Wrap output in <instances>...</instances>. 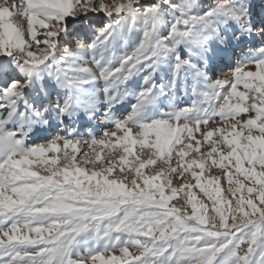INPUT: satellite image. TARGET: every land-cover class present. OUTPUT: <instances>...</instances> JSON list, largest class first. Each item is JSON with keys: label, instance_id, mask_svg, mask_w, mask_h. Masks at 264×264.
Segmentation results:
<instances>
[{"label": "snow or ice", "instance_id": "obj_1", "mask_svg": "<svg viewBox=\"0 0 264 264\" xmlns=\"http://www.w3.org/2000/svg\"><path fill=\"white\" fill-rule=\"evenodd\" d=\"M199 7L0 0V264H264V18Z\"/></svg>", "mask_w": 264, "mask_h": 264}, {"label": "rangeland", "instance_id": "obj_2", "mask_svg": "<svg viewBox=\"0 0 264 264\" xmlns=\"http://www.w3.org/2000/svg\"><path fill=\"white\" fill-rule=\"evenodd\" d=\"M106 2L110 3L111 0H106ZM195 2L200 6L198 11L203 12V11H206L209 6H211L213 0H195ZM250 2H251V0H250ZM256 7H257V10L259 12L260 19L257 18V20H254V21L258 22L259 20L264 18V0H258ZM89 17L90 18L88 21H78L75 25L76 28L80 29L82 36L90 37L91 36V29H90L89 25H98L99 23H101L102 21H104L106 19L103 16V14H99V15L89 14ZM139 36H140L139 32L134 34V39L136 40V43L139 42ZM259 45H260V41L258 39H256V40L250 41L248 43L242 44L239 47H236L235 44H233L231 47H229L227 49V51L219 53V55L216 56L212 61L211 71L209 73L210 77L212 79L223 77L224 73L226 71H228L230 67H234L238 63L237 57H243L244 53L248 51L249 47L256 48V47H259ZM241 48L244 50L243 52L241 51ZM121 50H123V46H122ZM127 50H129V51L131 50V45L127 46ZM226 52L229 53V56H226ZM246 70H253L254 71L255 69H254V67L250 66L249 69H246ZM143 74L144 73H141V75L139 77H136L134 80V83L137 86V90H138V86L142 83ZM221 74H222V76H221ZM154 80L157 83V85H159L162 82L166 83L167 82V75H165L163 80H162L161 74L158 73L154 76ZM242 89L243 88L241 86V88L239 90L243 91ZM133 102L134 101H132V100L126 101L125 106L130 107V103H133ZM188 102H189V99L187 97H184L183 94L181 93L178 103H180L181 106H183V104L188 103ZM101 109H103V105H101ZM118 114L123 115V114H126V112H120ZM101 115H102V111H101ZM79 126L82 130H84L86 127H90L93 130V132L97 135V138H99L100 134H102L104 128L106 127V125L100 120H97V121L92 122L91 124H88L87 121L84 119L81 120ZM55 132H56V130L52 129L48 133H42L40 136H37L35 138V142L41 143V142H43L44 136L50 137L51 135H54ZM85 137L87 138L86 132H85ZM28 143L29 144L33 143V140H29ZM135 150L136 149H134V151ZM89 151H91V150H89ZM97 151H101L102 157H104L105 153L108 150L107 149L102 150L100 147H97ZM160 166L161 165L158 163L157 165L152 167L151 171L153 173L155 171H158ZM35 170H39V169H35ZM225 184H227V183L225 182ZM225 184H222V186ZM224 189H225V186H224ZM194 191H197V194H199L198 190H194ZM199 195H201V194H199ZM173 203H175V201H173ZM206 204L208 205L209 208L212 207L211 202L208 201V202H206ZM225 207H227V205ZM188 210L190 212V208ZM210 214H213V213L210 212ZM116 254H119V253H116Z\"/></svg>", "mask_w": 264, "mask_h": 264}, {"label": "bare ground", "instance_id": "obj_3", "mask_svg": "<svg viewBox=\"0 0 264 264\" xmlns=\"http://www.w3.org/2000/svg\"><path fill=\"white\" fill-rule=\"evenodd\" d=\"M257 1L258 0H251V12H252V17H253V20H257V18L258 19H260V15H259V12H258V10H257ZM227 51V50H226ZM219 55V53L217 54V56ZM226 56H229V53L228 52H226ZM89 66H91V65H89ZM226 73H228V71H226L225 73H224V75L226 74ZM221 76H222V74H221ZM243 90V89H242ZM223 182V181H222ZM222 184H225V182H223ZM224 186H225V189H227V184H225V185H223L222 187L224 188ZM198 195V197L200 198L201 197V195H199V194H197ZM205 203L206 202H208L207 200H205L204 201Z\"/></svg>", "mask_w": 264, "mask_h": 264}]
</instances>
